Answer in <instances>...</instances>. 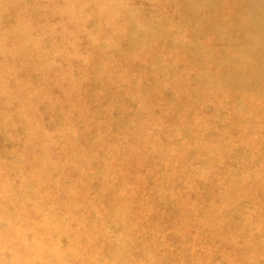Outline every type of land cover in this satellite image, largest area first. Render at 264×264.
Segmentation results:
<instances>
[{
  "label": "rangeland",
  "instance_id": "374dc122",
  "mask_svg": "<svg viewBox=\"0 0 264 264\" xmlns=\"http://www.w3.org/2000/svg\"><path fill=\"white\" fill-rule=\"evenodd\" d=\"M0 264H264V0H0Z\"/></svg>",
  "mask_w": 264,
  "mask_h": 264
}]
</instances>
